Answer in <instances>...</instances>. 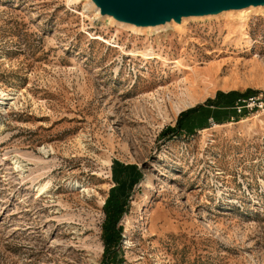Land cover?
I'll use <instances>...</instances> for the list:
<instances>
[{
    "label": "rangeland",
    "instance_id": "374dc122",
    "mask_svg": "<svg viewBox=\"0 0 264 264\" xmlns=\"http://www.w3.org/2000/svg\"><path fill=\"white\" fill-rule=\"evenodd\" d=\"M88 3L0 0V264H100L113 186L110 264H264V110L236 108L264 11L138 34Z\"/></svg>",
    "mask_w": 264,
    "mask_h": 264
},
{
    "label": "water",
    "instance_id": "95a60500",
    "mask_svg": "<svg viewBox=\"0 0 264 264\" xmlns=\"http://www.w3.org/2000/svg\"><path fill=\"white\" fill-rule=\"evenodd\" d=\"M99 12L98 18L112 17L116 21L137 27L155 26L183 17L214 15L230 9L262 6L264 0H90Z\"/></svg>",
    "mask_w": 264,
    "mask_h": 264
},
{
    "label": "trees",
    "instance_id": "16d2710c",
    "mask_svg": "<svg viewBox=\"0 0 264 264\" xmlns=\"http://www.w3.org/2000/svg\"><path fill=\"white\" fill-rule=\"evenodd\" d=\"M256 91L246 90L243 94H240V98H245ZM235 93V92H233ZM208 103L212 102L211 99L207 100ZM200 105H196L193 108L182 111L178 115L177 123L171 131H177L187 117L194 113ZM104 218L101 223V238L104 246L103 258L100 264H110L111 253L120 244L122 227L119 224L123 213L127 211L126 202L122 201L120 196L116 193V187L113 186L109 189L108 196L106 197L102 206Z\"/></svg>",
    "mask_w": 264,
    "mask_h": 264
},
{
    "label": "bare ground",
    "instance_id": "6f19581e",
    "mask_svg": "<svg viewBox=\"0 0 264 264\" xmlns=\"http://www.w3.org/2000/svg\"><path fill=\"white\" fill-rule=\"evenodd\" d=\"M88 7L92 8L94 10L95 16H99L98 8L90 1L88 0ZM256 10H263L264 11V5L262 6H249L247 8L243 9H230L226 11H222L218 14L214 15H204V16H189V17H183L180 23H174L173 21L166 22L164 24H159L155 26H147V27H137L129 23H124L120 21L114 20L110 16H106L108 19H110L111 22H114L119 27H128L131 30H133L135 33L141 34V33H151V32H159L164 29H166L168 26H174L179 30L180 32H183V34L187 31L185 28L187 21L189 20H205V19H222L225 18L228 20L229 24L232 26V28H235L236 26L240 25L244 16L252 11ZM105 16H103L104 18ZM245 20V19H244ZM184 81L188 82V86H186L185 91L186 94L191 95L192 91L195 88V85L198 82V74L196 67H190L188 69V72L186 73L184 77Z\"/></svg>",
    "mask_w": 264,
    "mask_h": 264
},
{
    "label": "built area",
    "instance_id": "2783aa9c",
    "mask_svg": "<svg viewBox=\"0 0 264 264\" xmlns=\"http://www.w3.org/2000/svg\"><path fill=\"white\" fill-rule=\"evenodd\" d=\"M241 104L240 106H236L237 110L243 108L248 110H264V97L263 96H247L245 98H239L238 100Z\"/></svg>",
    "mask_w": 264,
    "mask_h": 264
}]
</instances>
